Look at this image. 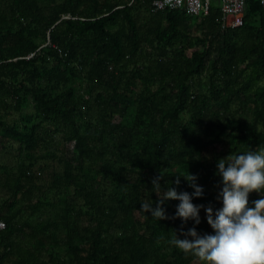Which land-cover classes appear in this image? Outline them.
Segmentation results:
<instances>
[{
	"label": "trees",
	"instance_id": "trees-1",
	"mask_svg": "<svg viewBox=\"0 0 264 264\" xmlns=\"http://www.w3.org/2000/svg\"><path fill=\"white\" fill-rule=\"evenodd\" d=\"M151 1L0 0V264H199L140 203L188 171L219 207L217 160L264 149V6Z\"/></svg>",
	"mask_w": 264,
	"mask_h": 264
},
{
	"label": "clouds",
	"instance_id": "clouds-1",
	"mask_svg": "<svg viewBox=\"0 0 264 264\" xmlns=\"http://www.w3.org/2000/svg\"><path fill=\"white\" fill-rule=\"evenodd\" d=\"M214 175L219 178L215 196L219 207L211 202L193 203L203 197L204 189L197 176L186 171L175 175V187L162 186V175L154 177L151 183L156 199L141 202L139 210L157 221L179 219V236L173 231L169 243L199 264H264V149L218 159ZM181 177L191 192L177 190ZM251 193L259 198L250 200ZM168 201L178 202L171 216L165 207ZM201 210L210 232L197 231ZM189 221L192 226L185 230Z\"/></svg>",
	"mask_w": 264,
	"mask_h": 264
},
{
	"label": "built area",
	"instance_id": "built-area-1",
	"mask_svg": "<svg viewBox=\"0 0 264 264\" xmlns=\"http://www.w3.org/2000/svg\"><path fill=\"white\" fill-rule=\"evenodd\" d=\"M211 0H152L153 11L180 10L189 16H205L209 12ZM264 6V0H259ZM246 0H219L220 26L234 28L242 25ZM5 225L0 221V233Z\"/></svg>",
	"mask_w": 264,
	"mask_h": 264
},
{
	"label": "rangeland",
	"instance_id": "rangeland-1",
	"mask_svg": "<svg viewBox=\"0 0 264 264\" xmlns=\"http://www.w3.org/2000/svg\"><path fill=\"white\" fill-rule=\"evenodd\" d=\"M14 115H12V117H13ZM217 148L219 149L220 148V145L219 144H217ZM6 163V164H8V165H12V164H14L15 163V159H14V156H13V154L12 153H6V152H2L1 151V148H0V163ZM251 196H252V198L253 199H258L259 197H258V194H256V193H251ZM2 197H4L3 196V193L2 192H0V199L2 198Z\"/></svg>",
	"mask_w": 264,
	"mask_h": 264
}]
</instances>
